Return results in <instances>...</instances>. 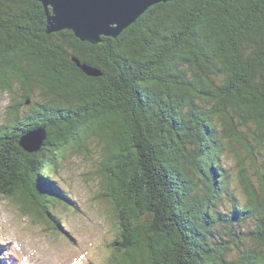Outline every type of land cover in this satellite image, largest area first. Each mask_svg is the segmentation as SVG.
Instances as JSON below:
<instances>
[{"label": "trees", "instance_id": "obj_1", "mask_svg": "<svg viewBox=\"0 0 264 264\" xmlns=\"http://www.w3.org/2000/svg\"><path fill=\"white\" fill-rule=\"evenodd\" d=\"M47 22L0 0V192L73 239L63 170L83 157L117 229L107 264H264V0L158 2L99 43Z\"/></svg>", "mask_w": 264, "mask_h": 264}, {"label": "rangeland", "instance_id": "obj_2", "mask_svg": "<svg viewBox=\"0 0 264 264\" xmlns=\"http://www.w3.org/2000/svg\"><path fill=\"white\" fill-rule=\"evenodd\" d=\"M8 98V95L2 98L0 116L10 101ZM91 169L96 170V164L83 157H71L64 165L63 184L73 186L71 190L80 195L77 202L83 209L73 208L67 216L73 239L52 229L45 220L26 213L19 203L0 192V243L8 246L15 264H107L113 249L109 243L116 237L117 229L108 216L107 201L97 196L100 190L97 178H88L87 171ZM92 201L96 206H92ZM227 203L223 202V208L226 209Z\"/></svg>", "mask_w": 264, "mask_h": 264}, {"label": "water", "instance_id": "obj_3", "mask_svg": "<svg viewBox=\"0 0 264 264\" xmlns=\"http://www.w3.org/2000/svg\"><path fill=\"white\" fill-rule=\"evenodd\" d=\"M46 9L47 32L63 29L73 30L85 41L99 43L101 36L117 37L126 27L135 22L143 12L158 2L169 0H38ZM77 64L91 75L99 71L74 57ZM35 134V135H34ZM31 135L34 138L30 140ZM44 130H34L24 143L30 150L39 149ZM28 141V142H26Z\"/></svg>", "mask_w": 264, "mask_h": 264}]
</instances>
